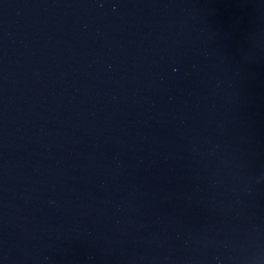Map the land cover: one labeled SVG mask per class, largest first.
I'll return each instance as SVG.
<instances>
[{
    "label": "water",
    "instance_id": "95a60500",
    "mask_svg": "<svg viewBox=\"0 0 264 264\" xmlns=\"http://www.w3.org/2000/svg\"><path fill=\"white\" fill-rule=\"evenodd\" d=\"M0 264H264V0H0Z\"/></svg>",
    "mask_w": 264,
    "mask_h": 264
}]
</instances>
